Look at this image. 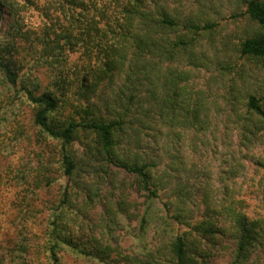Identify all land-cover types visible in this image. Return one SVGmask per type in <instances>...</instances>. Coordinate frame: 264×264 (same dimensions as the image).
I'll list each match as a JSON object with an SVG mask.
<instances>
[{"label":"trees","instance_id":"trees-1","mask_svg":"<svg viewBox=\"0 0 264 264\" xmlns=\"http://www.w3.org/2000/svg\"><path fill=\"white\" fill-rule=\"evenodd\" d=\"M215 3L185 13L166 0H0V264H210L223 253L264 264V211L215 203L210 183L197 200L162 155L208 127L211 95L171 67H210L195 48L225 18ZM235 3L231 16L252 24L238 57L264 72V0ZM216 70L234 76L223 102L240 146L264 145L258 73ZM251 160L264 209V158ZM131 218L139 240L127 250L115 233Z\"/></svg>","mask_w":264,"mask_h":264},{"label":"rangeland","instance_id":"rangeland-1","mask_svg":"<svg viewBox=\"0 0 264 264\" xmlns=\"http://www.w3.org/2000/svg\"><path fill=\"white\" fill-rule=\"evenodd\" d=\"M166 1L173 7L178 5L183 12L189 13L193 7L197 6L198 0H184L182 4H176V0ZM215 4L219 6L225 18L221 21V26L214 37L202 40L195 48L196 55L201 56L203 52L207 53L211 60L210 67H192L187 65V61L184 59L175 62L171 67L179 71H186L188 74L191 73L189 81L183 82V87L192 88L200 95L205 94L206 97L211 95L208 127L198 133L183 132L180 149L176 150L173 147L169 157L163 151L162 155L166 164L180 163L179 168L174 167L170 171L172 182L192 184L195 187L197 200L202 201L203 192H205L207 184L210 183V194L215 203L221 205L241 200L245 212L251 216H258L264 211L259 207L258 198L260 196L259 184L263 174L251 158L253 155L264 158V145L258 144L249 150H244L240 146L237 125L230 118L223 102L225 89L232 84L231 79L234 76L222 71L221 74L216 70V65L232 61V66L236 71L243 67L245 70L258 73L260 81H256V86H258L256 89L262 87L263 90L264 72H258L254 65L239 59L236 52L240 37L245 36V31L252 27L247 17L233 18L231 16L230 13L238 9L234 0H216ZM241 11L239 10V12ZM166 69L165 66L162 71L167 72ZM164 129L165 132L169 130ZM166 139L163 137L160 145H163ZM156 205L158 206L159 203ZM204 210L203 204L195 207L196 215H202ZM155 226L156 224H154ZM137 227L138 219L134 218L123 220L116 229L115 237L119 240L122 248L135 249L139 240L136 237L139 234ZM156 235V229L149 230L146 240L151 243L157 239ZM210 264H229V255L223 253L214 258Z\"/></svg>","mask_w":264,"mask_h":264}]
</instances>
